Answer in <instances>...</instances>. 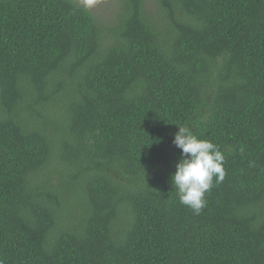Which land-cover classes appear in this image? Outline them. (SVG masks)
Returning a JSON list of instances; mask_svg holds the SVG:
<instances>
[{"label":"trees","instance_id":"trees-1","mask_svg":"<svg viewBox=\"0 0 264 264\" xmlns=\"http://www.w3.org/2000/svg\"><path fill=\"white\" fill-rule=\"evenodd\" d=\"M0 0V264H264V0ZM179 124L225 177L171 183Z\"/></svg>","mask_w":264,"mask_h":264},{"label":"clouds","instance_id":"clouds-1","mask_svg":"<svg viewBox=\"0 0 264 264\" xmlns=\"http://www.w3.org/2000/svg\"><path fill=\"white\" fill-rule=\"evenodd\" d=\"M173 144L181 149L171 183L181 204L199 214L206 206V194L213 181L220 183L225 177V156L220 147L207 139H200L191 125L179 124Z\"/></svg>","mask_w":264,"mask_h":264},{"label":"rangeland","instance_id":"rangeland-1","mask_svg":"<svg viewBox=\"0 0 264 264\" xmlns=\"http://www.w3.org/2000/svg\"><path fill=\"white\" fill-rule=\"evenodd\" d=\"M86 6L102 23L108 25L117 15L121 7L120 0H77ZM152 10L156 7L155 0H149Z\"/></svg>","mask_w":264,"mask_h":264}]
</instances>
